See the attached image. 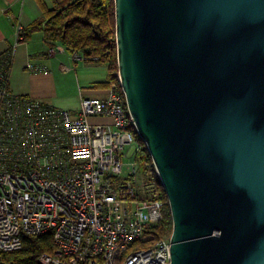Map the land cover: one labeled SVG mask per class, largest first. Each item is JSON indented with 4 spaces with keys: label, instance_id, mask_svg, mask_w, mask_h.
Masks as SVG:
<instances>
[{
    "label": "water",
    "instance_id": "95a60500",
    "mask_svg": "<svg viewBox=\"0 0 264 264\" xmlns=\"http://www.w3.org/2000/svg\"><path fill=\"white\" fill-rule=\"evenodd\" d=\"M119 84L170 264H264V0H113Z\"/></svg>",
    "mask_w": 264,
    "mask_h": 264
},
{
    "label": "built area",
    "instance_id": "2783aa9c",
    "mask_svg": "<svg viewBox=\"0 0 264 264\" xmlns=\"http://www.w3.org/2000/svg\"><path fill=\"white\" fill-rule=\"evenodd\" d=\"M21 31L17 25L15 45ZM15 45L0 54V253L50 233L53 248L40 264H170L169 237L155 239L151 229L163 204L139 196L138 145L118 73L106 98L79 97L76 111L59 109L10 90ZM65 51L54 44L46 55ZM69 52L73 63L88 60Z\"/></svg>",
    "mask_w": 264,
    "mask_h": 264
},
{
    "label": "trees",
    "instance_id": "16d2710c",
    "mask_svg": "<svg viewBox=\"0 0 264 264\" xmlns=\"http://www.w3.org/2000/svg\"><path fill=\"white\" fill-rule=\"evenodd\" d=\"M42 19L22 29L21 42L41 31L47 47L62 45L67 51H79L86 60L106 65L107 77L104 83L94 86H108L109 80H116L117 61L114 30L113 0H62L47 9L41 0H37ZM122 97L123 93L118 87ZM138 145L134 161L137 164V186L140 198L158 199L163 204L161 221L152 226L155 239L168 238L172 231V222L164 189L153 170V164L143 141L138 137L134 126L129 125ZM51 234L25 236L19 250L0 253V264H40L42 253L52 251Z\"/></svg>",
    "mask_w": 264,
    "mask_h": 264
},
{
    "label": "crops",
    "instance_id": "0c3cea01",
    "mask_svg": "<svg viewBox=\"0 0 264 264\" xmlns=\"http://www.w3.org/2000/svg\"><path fill=\"white\" fill-rule=\"evenodd\" d=\"M41 1L47 9L54 7L53 0ZM56 1L60 3L62 0ZM41 19L42 12L37 0H0V54L15 45L14 30L17 25L25 29L33 22ZM46 49L47 45L41 31L32 33L24 42L16 43L9 77V88L14 94L28 96L44 104L49 101L52 103L54 99L58 98L53 94L52 90L54 87L53 82L58 78L55 77L57 75L56 70H52V68H57V65L63 64L65 61L70 62V52L66 50L65 52L57 53L53 57H48ZM27 63L40 65L44 67V70L41 72H30L26 68ZM72 71L74 70L62 72L58 76L62 79L68 78L70 84L74 85V88L76 87L77 93L73 94V99L76 97L77 104L79 97L106 98L107 87L94 86L95 83H104L106 79L86 78L80 81L77 74L72 73Z\"/></svg>",
    "mask_w": 264,
    "mask_h": 264
},
{
    "label": "rangeland",
    "instance_id": "374dc122",
    "mask_svg": "<svg viewBox=\"0 0 264 264\" xmlns=\"http://www.w3.org/2000/svg\"><path fill=\"white\" fill-rule=\"evenodd\" d=\"M64 63L63 64L66 66H71V68L74 70L72 71V73L77 74L80 81H83L86 78L88 79L95 78V79L102 80V79H106L107 77V69H106V65L104 64H94L93 62H84L82 60H77L76 63H73L71 60L70 62L65 61ZM54 69L57 72V75L55 77H58V78L54 80L53 82L54 87L52 90H53V94L57 96L58 98L54 99L52 103L49 101L50 103L48 102L45 104H48L50 106H53L59 109L68 110V111L76 110L78 106L77 99L76 97H74L73 99V94L75 92L77 93L76 87L74 88V85L70 84L68 78H65V79L59 78L60 76L58 75L66 71H60L58 65H57V68L56 67L52 68V70ZM68 97H70V99H68ZM99 121H103V120L101 119ZM130 153L131 151L129 150V155ZM129 161H130V158L128 157L123 158L124 173H128L129 171L128 165L126 164ZM153 170L155 171L154 167H153Z\"/></svg>",
    "mask_w": 264,
    "mask_h": 264
}]
</instances>
